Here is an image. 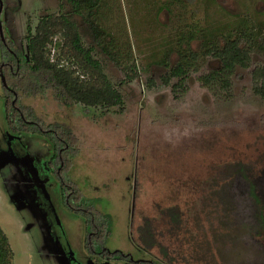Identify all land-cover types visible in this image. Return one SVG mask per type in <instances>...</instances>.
Returning a JSON list of instances; mask_svg holds the SVG:
<instances>
[{
    "label": "rangeland",
    "instance_id": "obj_1",
    "mask_svg": "<svg viewBox=\"0 0 264 264\" xmlns=\"http://www.w3.org/2000/svg\"><path fill=\"white\" fill-rule=\"evenodd\" d=\"M3 6L4 34L17 48L26 25L33 29L49 13L68 16L83 45H94L86 21L66 0H18L15 12L11 0ZM97 19L109 35L102 43L118 52L119 63L96 47L93 54L120 91L122 105L66 106L51 90L22 96L21 102L45 124H64L77 137L69 175L96 199L98 210L112 216L106 245L166 264L184 263H168L161 243L173 257L187 248L192 264H264L250 200L232 175L236 161L252 172L264 168V98L251 88L252 67L264 65V0H101ZM240 31L250 40L249 66L220 72L229 89L219 79L208 87L202 78L221 64L206 50ZM55 39L61 45H51V58L80 74L60 50L62 36ZM176 51L197 56L180 86L175 77L162 81L178 60ZM132 64L135 76L129 80L124 66ZM51 153L47 136L7 129L0 78V229L12 252L5 264L88 259L84 217L61 202L58 179L47 166ZM172 206L180 214V237L170 232L166 209ZM146 220L158 230L159 245L150 250L136 228Z\"/></svg>",
    "mask_w": 264,
    "mask_h": 264
},
{
    "label": "trees",
    "instance_id": "obj_2",
    "mask_svg": "<svg viewBox=\"0 0 264 264\" xmlns=\"http://www.w3.org/2000/svg\"><path fill=\"white\" fill-rule=\"evenodd\" d=\"M2 1L4 4L5 0ZM66 2L70 5L73 13L79 14L86 21L94 45L88 47L83 45L77 26L64 14L49 13L41 16L33 29L27 24L23 37L24 44L20 48L15 47L5 35L7 45L0 41V72L7 85L5 87L2 84L4 119L7 129L12 133H37L49 138L55 151V164L63 163L60 169V188L67 192L73 190L70 194V205L75 212H80L86 218L88 229H102L97 237L104 244L111 235L113 223L111 215L98 210L95 206L96 199L86 196L69 175L71 160L79 151L77 137L64 124H45L35 115L31 106L21 102L22 96H37L51 90L54 97L66 106L80 103L84 109L100 107L109 110L111 107L121 106L123 103L120 91L107 79L99 60L93 54L94 47H96L108 59L119 63L118 52L113 48L109 49L108 43H102L104 37L109 35L97 19L101 0H66ZM11 3L14 4L12 11L15 12L18 0H11ZM5 11L3 6L1 23H3L2 17ZM58 34L63 38L60 47L62 54L72 62H76V65L78 64L77 67L81 71L83 79L80 78L79 73L75 74L76 70L60 64V58H51V45L54 48L61 45L60 41L55 39ZM246 41L250 40L245 33H236L235 36L226 37L222 43H213L206 50L207 53L217 57L221 66L218 70L212 71L202 78L205 85L212 86L214 80L219 79L225 89L230 88L231 82L228 78L220 79V72L231 71L235 66L242 68L249 66L252 48L251 46L246 47ZM176 54L179 56L177 62L169 67L168 72L162 76V81L168 84L169 80L175 77L179 79L175 85L180 86L181 80H184L188 70L192 67L191 59L195 60L197 56L192 51H189V56H187L189 59L181 51H176ZM124 69L126 77L129 80L133 79L135 76L134 64L124 66ZM251 81L253 93L264 98V65L252 67ZM232 175H237L245 187L243 194L250 200L249 208L255 219L253 228L264 244V168L252 172L251 168L243 161H236ZM166 211L169 212L172 219L170 232L172 235L180 237L183 233L180 232L181 218L177 207L172 206ZM136 228L138 238L146 250L159 245L155 236L158 230L153 228L147 220ZM97 241L98 239L95 238L92 243L95 244ZM160 246L168 263L179 259L184 264H192L189 262L191 257L185 254L188 249H185L184 245L183 249L186 251L179 256L178 250L179 253L177 252L175 257L170 255L169 251L167 252V248L162 243ZM9 256H12V252L5 234L0 229V264H5ZM150 260L153 264H166L159 260Z\"/></svg>",
    "mask_w": 264,
    "mask_h": 264
},
{
    "label": "flooded vegetation",
    "instance_id": "obj_3",
    "mask_svg": "<svg viewBox=\"0 0 264 264\" xmlns=\"http://www.w3.org/2000/svg\"><path fill=\"white\" fill-rule=\"evenodd\" d=\"M51 145H52V142H51ZM60 149L62 148L60 147ZM54 153L55 151L52 145V153L49 159L47 160V166L50 172L54 174V176L58 179L59 196H60L61 202L72 213L81 214L80 212H75L73 210V207L70 205L69 199L71 197L70 194L72 193L73 190H70L69 192H67L64 189L62 190L60 188V184H61V170L60 169L63 163L60 162L59 165L55 164L56 159H55ZM84 221H85V231H86L85 237H84V249L88 253V259L86 261L75 260L74 261L75 264H153L150 259L135 258L131 253L124 252L121 249L111 250L106 245L107 241L106 243L103 244L101 242L102 240L97 237L99 233L102 231V229H99V228L88 229V224L86 223L85 217H84ZM95 238H97L98 241L95 244H93L92 241L95 240Z\"/></svg>",
    "mask_w": 264,
    "mask_h": 264
},
{
    "label": "water",
    "instance_id": "obj_4",
    "mask_svg": "<svg viewBox=\"0 0 264 264\" xmlns=\"http://www.w3.org/2000/svg\"><path fill=\"white\" fill-rule=\"evenodd\" d=\"M2 9H3V1L0 0V16H1ZM0 41H1L4 45H7V44H6V39H5L4 30H3V26H2V23H1V18H0ZM0 78H1V82H2L3 86L7 87L6 82H5V78L3 77V75H2L1 72H0Z\"/></svg>",
    "mask_w": 264,
    "mask_h": 264
}]
</instances>
